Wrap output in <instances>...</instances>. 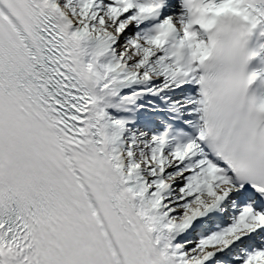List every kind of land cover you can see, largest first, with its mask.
Segmentation results:
<instances>
[{
    "label": "snow or ice",
    "instance_id": "1",
    "mask_svg": "<svg viewBox=\"0 0 264 264\" xmlns=\"http://www.w3.org/2000/svg\"><path fill=\"white\" fill-rule=\"evenodd\" d=\"M0 264H264V0H0Z\"/></svg>",
    "mask_w": 264,
    "mask_h": 264
}]
</instances>
